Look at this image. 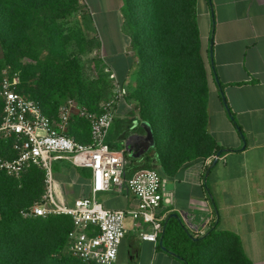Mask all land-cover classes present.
I'll return each instance as SVG.
<instances>
[{"label":"trees","instance_id":"16d2710c","mask_svg":"<svg viewBox=\"0 0 264 264\" xmlns=\"http://www.w3.org/2000/svg\"><path fill=\"white\" fill-rule=\"evenodd\" d=\"M206 1L213 12L212 0ZM82 10L80 0H0V90L1 74L11 68L20 74L16 91L55 120L69 102L98 116L112 101L116 112L122 101L135 103L139 114L134 118L131 113L128 129L132 119L139 121L135 130L141 133V123H147L155 143L141 154L124 150L127 179L140 170L173 178L188 163L237 152L220 146L208 132L209 73L197 21L198 0H123L121 14L134 53L128 68L112 69L97 60L89 69L83 62L98 47L89 24L69 25ZM214 33L215 21L208 51L215 78ZM217 85L229 118L244 139L223 85L220 81ZM3 114L0 97V122ZM66 134L83 145L91 144L90 120L75 119ZM15 157L12 143L0 141V159ZM61 162L54 165L55 175ZM44 192L45 172L38 167L20 178L0 171V264H96L66 252L73 230L70 217H22ZM164 226L158 248L181 264H253L240 237L221 231L217 221L196 237L178 214H170Z\"/></svg>","mask_w":264,"mask_h":264},{"label":"crops","instance_id":"0c3cea01","mask_svg":"<svg viewBox=\"0 0 264 264\" xmlns=\"http://www.w3.org/2000/svg\"><path fill=\"white\" fill-rule=\"evenodd\" d=\"M212 3L213 16L208 2L198 0L197 17L209 73L208 132L220 146L237 152L226 153L212 168L214 156L188 163L175 177H166V193L171 203L165 204L160 214L167 217L178 214L189 231L211 218L219 223L221 231L240 237L253 264H264V0H212ZM213 20L217 76L244 139L229 118L212 73L208 51ZM130 57L128 52H117L112 43L105 46V58L112 69L117 65L128 68ZM128 108L118 107L116 118L128 122ZM129 129L122 128L117 137ZM135 129L130 135L146 136L143 128V133ZM128 139L129 136L117 141L122 142V151ZM112 146L120 151L115 144ZM61 163L56 173V179H60H57L59 199L73 206L76 201L91 197L92 172L81 169L78 173L70 162ZM97 200L112 211H128L138 204L127 190L121 194L100 193ZM129 232L120 246L116 264H181L159 249L157 243L141 240L138 231Z\"/></svg>","mask_w":264,"mask_h":264},{"label":"built area","instance_id":"2783aa9c","mask_svg":"<svg viewBox=\"0 0 264 264\" xmlns=\"http://www.w3.org/2000/svg\"><path fill=\"white\" fill-rule=\"evenodd\" d=\"M111 79L115 80L114 74ZM18 84L17 79H6L0 90L4 104L0 141L11 142L16 152L14 159H0V171L16 178L31 167L45 172L42 199L23 211L22 217H70L73 230L69 234L66 252L86 263H117L120 246L127 234L126 218L134 221L133 226L139 230L141 240L157 243L167 219L160 211L165 204L171 203L166 193L167 179L155 170H140L130 179L126 178L124 151H115L105 143L116 118L115 102L107 104L105 112L99 116L90 115L82 107L69 102L60 109L59 120H55L45 115L35 101L21 96L16 91ZM83 118L91 123V145H83L66 134L75 119ZM59 161L92 172L91 197L80 199L73 206L59 199L54 171V165ZM124 190L137 200V206L131 210H107L97 200L100 193L121 194ZM212 220L207 218L196 229L190 228V234L195 237L206 234ZM146 226L150 229H143Z\"/></svg>","mask_w":264,"mask_h":264},{"label":"rangeland","instance_id":"374dc122","mask_svg":"<svg viewBox=\"0 0 264 264\" xmlns=\"http://www.w3.org/2000/svg\"><path fill=\"white\" fill-rule=\"evenodd\" d=\"M80 4L81 6H83V10L80 13H78L79 15L76 18H74L73 20H71V22H69V25L71 26L75 25L77 21L78 22L80 21V24H82V26L85 27V24L87 25L89 24V26L93 29L92 33H94L95 45L97 44L98 48H96L94 51L89 52L82 59L84 63L86 62L87 67L89 69H92V67H94V62L97 60H101L103 63H105V65L108 63L106 60L107 58H105V46H107L110 43L113 44V47H115L117 52L123 51L124 53L128 52V55L130 56L134 55L130 45V34L128 31L125 30L124 27L125 21L122 18L121 9L119 13V7L121 8L123 6V0H80ZM211 14L213 16L212 10H211ZM85 17H88V19L86 20ZM212 23L214 24V21ZM201 27L202 30L204 31V26L202 22H201ZM24 63L25 64L29 63V61H24ZM1 78L2 81L6 79L11 81L17 79L20 84V74L18 72H14L11 68H7L6 70H4L1 74ZM129 79L132 80L134 78L131 77ZM135 105H136L135 103L131 105V104H126V102L122 101V103L121 102L119 103L118 107L120 106L121 108L129 107L128 115L130 116L132 113V117L136 118L139 114V111L137 110ZM129 124H130L129 122L124 121L121 118L117 119L116 123H114V125H112L110 130L108 131L110 133H108V137L106 138L105 143L109 145L115 144L119 149H123V147L121 146L122 142L119 144L117 142L118 141L117 133L119 130L128 126ZM57 125L59 126L60 124L57 123ZM90 139L92 144L93 140L91 136ZM71 170H73V168H71ZM75 171L76 170L74 169L73 172ZM77 171L79 173V168L77 169ZM57 179L60 180L58 177ZM133 225H134V221L131 218H126L127 230L131 231L129 233L132 234L136 233V231H139L138 229L133 228ZM141 225L144 224L141 223ZM145 228L146 227H144L143 229ZM125 245L126 246L124 251L126 250L127 243Z\"/></svg>","mask_w":264,"mask_h":264},{"label":"water","instance_id":"95a60500","mask_svg":"<svg viewBox=\"0 0 264 264\" xmlns=\"http://www.w3.org/2000/svg\"><path fill=\"white\" fill-rule=\"evenodd\" d=\"M211 58H213L212 54H211ZM215 81L217 84H219V78L217 75L215 76ZM137 125H138V122L134 121L132 127L129 130L124 131L118 137L119 141H124L125 138L129 136V139H128L129 141L125 144V150L131 153L138 152V151L142 153L144 151H147L150 147H153L155 143L153 132L147 123H141V127L144 129L146 133L145 137L140 136V135H130V132H132L137 127ZM219 157H220V154H218L217 158L214 159L211 168L217 165Z\"/></svg>","mask_w":264,"mask_h":264}]
</instances>
